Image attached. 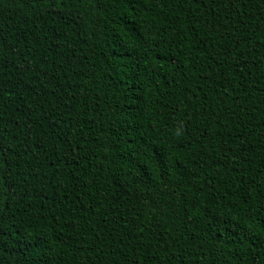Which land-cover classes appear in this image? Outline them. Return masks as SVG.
I'll return each instance as SVG.
<instances>
[{"label": "trees", "instance_id": "obj_1", "mask_svg": "<svg viewBox=\"0 0 264 264\" xmlns=\"http://www.w3.org/2000/svg\"><path fill=\"white\" fill-rule=\"evenodd\" d=\"M264 264V0H0V264Z\"/></svg>", "mask_w": 264, "mask_h": 264}, {"label": "snow or ice", "instance_id": "obj_2", "mask_svg": "<svg viewBox=\"0 0 264 264\" xmlns=\"http://www.w3.org/2000/svg\"><path fill=\"white\" fill-rule=\"evenodd\" d=\"M43 264H46V261H44Z\"/></svg>", "mask_w": 264, "mask_h": 264}]
</instances>
